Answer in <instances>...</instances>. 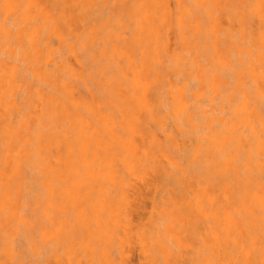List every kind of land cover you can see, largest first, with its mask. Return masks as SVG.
Instances as JSON below:
<instances>
[{
    "label": "bare ground",
    "instance_id": "bare-ground-1",
    "mask_svg": "<svg viewBox=\"0 0 264 264\" xmlns=\"http://www.w3.org/2000/svg\"><path fill=\"white\" fill-rule=\"evenodd\" d=\"M173 2L0 0V264H39L30 230L43 236L42 215L53 225L60 180L92 207L93 256V239L116 237L110 223L129 231L132 180L155 186L149 174L167 165L209 222L215 264H264V0ZM177 207L155 224L165 238L177 239ZM156 234L151 264L173 253Z\"/></svg>",
    "mask_w": 264,
    "mask_h": 264
},
{
    "label": "rangeland",
    "instance_id": "rangeland-1",
    "mask_svg": "<svg viewBox=\"0 0 264 264\" xmlns=\"http://www.w3.org/2000/svg\"><path fill=\"white\" fill-rule=\"evenodd\" d=\"M48 1L52 2L53 0ZM169 4L171 7H173V0H169ZM171 42L173 41L171 40ZM52 43L53 46L58 44L57 40ZM24 47L25 45L22 46V49ZM0 54L6 58L9 57V54L1 48ZM16 57L14 61L18 64L20 71L24 72L23 74L25 76L27 74L26 77L28 80L36 83V78L33 77L31 71L29 70L31 65L29 61H24L22 58L17 59ZM69 60L73 65H75L73 58H69ZM22 69H24V71ZM159 138L161 141L165 142L162 134H159ZM182 140H180V142ZM189 142L190 141L186 139L182 141V143H184L183 147H186ZM167 151L171 155H174L172 148H168ZM186 154L187 152H185V155ZM160 160L163 164H166L162 158H160ZM180 161V166L184 169L186 174L194 173V165L192 164V158L190 156L183 157ZM167 168L168 169L165 172L159 170L156 174H149L150 178L154 180L155 186L150 185L149 187H144L140 182L132 180V183L140 188L142 194L141 196L136 195L134 187H130L126 190L127 202L125 203L126 208L124 210L129 213L130 229L127 234H124L121 231L115 229L114 225L110 223L108 226V233H114L116 237L109 241L108 237L106 236L105 241L97 243H94L93 239L91 242H93L95 251L98 252L95 254L96 257L95 255L90 256L88 254L87 246L88 232L92 231L93 236L98 234L95 231V224L89 220V217L92 214V207L89 206L87 199L82 198L80 201H73L69 195H63L61 190L63 182L60 180V184L58 183V187L60 188L58 189V195L56 197L57 209L54 213L55 218L53 225H50V223H48L49 221L46 222V217L42 215L40 221L43 223H39L40 228L43 230V236L39 235L40 237L38 238L33 228H30V233L36 237V240L39 239L37 243L40 247V252L38 254L39 256H36L35 259H40L39 261L37 260L39 264H66V262L67 264H151L149 253L155 248V245L152 243L156 239V233H160V237H163V239L166 240L168 243L167 245L172 248L173 253L167 258L164 252L158 251L155 264H203L202 261L205 262L204 264H215L214 260L216 256L214 255L211 248L212 238L209 236L210 231H207L209 230V226L206 225L209 224V222L192 212L191 206L193 205L192 203L190 204L191 206L188 204V197L191 193L189 192L188 187H186V183L182 181L180 174L177 173L174 168H171L168 165ZM68 183L69 182H65V187L70 189L71 185ZM115 197V201L118 200L119 202L120 198L118 195ZM42 198L44 199V194L42 195ZM172 203H175L178 206L175 211L176 218L173 225V234L174 236H177V239H172L171 237L165 238L167 231L164 226H158L160 227L159 229L161 231H156L157 229L155 227L156 222L159 223L161 221V224L162 222L166 221L167 216H160V213L163 209L168 210L172 206ZM80 204L86 207V210L83 213L80 211ZM208 210V207L205 206V211ZM160 217L162 218L160 219ZM255 232H257V229H255ZM48 234H50V238H48ZM117 236L120 238H117ZM136 236L138 238H136ZM14 237L16 239H20H17V241L14 238V242H17H15V244L18 246L20 244L19 242H22V237L20 234L16 233H14ZM53 237H56L57 240L52 239ZM114 239L117 241L115 242ZM39 241L41 242L39 243ZM140 243L141 245L139 246ZM45 246H47V248ZM193 247L196 250L195 252ZM48 248L51 249L49 250ZM24 250L26 253H24V255H26L27 258H32L31 250L29 248H24ZM142 250L145 252V254L142 252ZM115 253L116 255H114Z\"/></svg>",
    "mask_w": 264,
    "mask_h": 264
}]
</instances>
